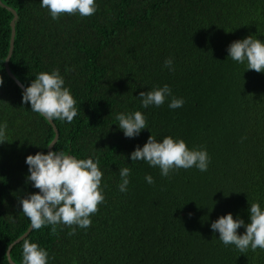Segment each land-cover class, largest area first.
Returning a JSON list of instances; mask_svg holds the SVG:
<instances>
[{
  "label": "trees",
  "instance_id": "1",
  "mask_svg": "<svg viewBox=\"0 0 264 264\" xmlns=\"http://www.w3.org/2000/svg\"><path fill=\"white\" fill-rule=\"evenodd\" d=\"M2 2L18 13L9 60L16 78L27 87L40 72L58 69L77 101L71 123L53 120L60 135L52 151L98 158L103 172L105 201L89 228L69 236L71 228L60 225L52 235L45 226L24 237L48 252V264H264V250L241 253L210 227L228 213L250 223L254 202L264 209V73L246 70L227 52L249 35L264 42V0H96L93 16L58 21L41 0ZM13 18L0 4V125L7 123L0 144V264H12L7 250L31 225L18 204L39 191L26 179V157L47 154L56 135L22 102L23 88L6 69ZM168 58L174 71L164 66ZM165 84L183 106L169 108V97L160 107H142L139 93ZM135 111L148 129L127 138L115 117ZM150 135L206 149L208 170L163 177L158 167L133 162L130 154ZM124 167L130 183L121 192ZM23 239L11 250L16 264Z\"/></svg>",
  "mask_w": 264,
  "mask_h": 264
},
{
  "label": "clouds",
  "instance_id": "2",
  "mask_svg": "<svg viewBox=\"0 0 264 264\" xmlns=\"http://www.w3.org/2000/svg\"><path fill=\"white\" fill-rule=\"evenodd\" d=\"M41 7L46 8L53 20H59L63 15H79L91 17L97 11L96 0H41ZM228 32V31H226ZM229 57L239 63H246V70L264 73V42L254 35L233 41L227 48ZM173 60L168 58L164 66L174 71ZM67 71V69H66ZM4 83L0 77V86ZM64 77L58 69L51 72H40L24 88L22 102L31 105V110L48 121L60 120L71 123L78 114L77 101L69 88L64 86ZM142 107L150 105L160 107L171 97L169 108H180L184 104L182 98L172 96L169 85L154 88L151 91L139 93ZM118 127L127 138L138 136L143 129H148L146 117L140 112L119 113L116 115ZM7 123L0 125V144L7 141ZM50 144L48 147H51ZM131 160L144 161L151 167H158L163 177L179 169L197 168L206 172L210 157L203 148L189 149L183 139H173L171 136L158 142L152 135L140 147L136 146L130 154ZM28 165L27 181L39 191L18 200L23 214L29 218L32 230L51 226V234H57V227L63 225L71 228L69 236L74 235L76 228L87 229L91 226V216L99 211L105 197L101 182L103 172L99 168L98 158L77 159L63 151H48L47 154L37 152L26 157ZM131 169L124 167L119 170L121 183L119 190L127 191L130 183ZM150 185L155 181L151 175L145 177ZM250 223L245 224L239 217L233 218L231 213L220 216L211 223V229L219 233V240L225 245H234L241 253L251 249L264 250V209L259 203L250 204ZM244 227V234H238V229ZM63 229L61 228V231ZM54 258V257H53ZM49 254L37 243L24 238L22 244V264H48Z\"/></svg>",
  "mask_w": 264,
  "mask_h": 264
},
{
  "label": "water",
  "instance_id": "3",
  "mask_svg": "<svg viewBox=\"0 0 264 264\" xmlns=\"http://www.w3.org/2000/svg\"><path fill=\"white\" fill-rule=\"evenodd\" d=\"M0 4L1 5H4V6H6L9 10H11L13 13H14V18H13V20L11 21V25H12V35H11V46H10V50H9V53H8V56H7V59H6V69H7V71H8V73L16 80V82L23 88V90H24V88H26L24 85H23V83L20 81V80H18L17 78H16V76L13 74V72L11 71V68H10V65H9V60H10V57H11V55H12V52H13V49H14V41H15V34H16V19L18 18V13H17V11L15 10V9H13L12 7H9V6H7V5H5L3 2H2V0H0ZM51 122V124L53 125V127H54V129H55V131H56V135H55V138L53 139V141L51 142V147H49V151L50 150H52V148H53V146L55 145V143L57 142V140H58V138H59V135H60V133H59V130H58V128H57V126H56V124L54 123V121H50ZM72 156V155H71ZM32 229H31V225H30V227H29V229L23 234V235H21L19 238H17L13 243H11L10 244V246H9V248H8V250H7V255H8V258H9V261L12 263V264H16L15 262H14V260L12 259V257H11V250H12V247L14 246V244L15 243H17V242H19L20 240H22L25 236H27L28 235V233L31 231Z\"/></svg>",
  "mask_w": 264,
  "mask_h": 264
}]
</instances>
